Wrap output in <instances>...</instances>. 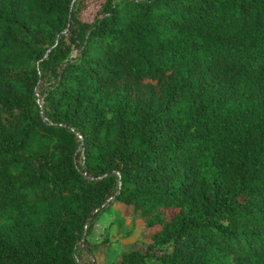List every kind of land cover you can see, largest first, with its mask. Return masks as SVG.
Wrapping results in <instances>:
<instances>
[{"label": "trees", "instance_id": "16d2710c", "mask_svg": "<svg viewBox=\"0 0 264 264\" xmlns=\"http://www.w3.org/2000/svg\"><path fill=\"white\" fill-rule=\"evenodd\" d=\"M83 6L0 0V264H80L109 200L118 264H264V0Z\"/></svg>", "mask_w": 264, "mask_h": 264}, {"label": "rangeland", "instance_id": "374dc122", "mask_svg": "<svg viewBox=\"0 0 264 264\" xmlns=\"http://www.w3.org/2000/svg\"><path fill=\"white\" fill-rule=\"evenodd\" d=\"M102 0H84L78 16L89 21L96 15ZM144 224L138 213L119 201H108L93 220L89 244L103 241L99 246H87L80 252V264H118V255L145 241Z\"/></svg>", "mask_w": 264, "mask_h": 264}, {"label": "water", "instance_id": "95a60500", "mask_svg": "<svg viewBox=\"0 0 264 264\" xmlns=\"http://www.w3.org/2000/svg\"><path fill=\"white\" fill-rule=\"evenodd\" d=\"M82 241V239L80 240V242Z\"/></svg>", "mask_w": 264, "mask_h": 264}]
</instances>
